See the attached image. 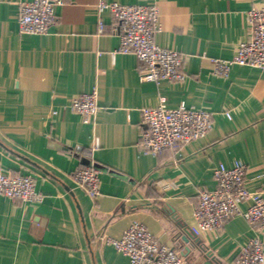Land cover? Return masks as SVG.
I'll use <instances>...</instances> for the list:
<instances>
[{"label":"crops","instance_id":"1","mask_svg":"<svg viewBox=\"0 0 264 264\" xmlns=\"http://www.w3.org/2000/svg\"><path fill=\"white\" fill-rule=\"evenodd\" d=\"M24 1L0 0V164L33 174L44 197L24 203L0 193V264H132L102 236L120 238L135 219L182 264H229L253 236L264 242V229L242 213L221 231L191 230L219 163L242 160L251 189L264 188V69L235 64L225 76L210 60L234 56L250 34L248 10L264 0H112L159 4L157 43L186 55L183 79L159 81L142 80L138 56L117 51L110 11L99 30V0H65L42 34L20 32ZM92 90L98 111L85 123L70 104ZM162 97L168 107L211 111L212 128L175 149L144 152L143 111ZM90 165L101 171L97 197L73 179Z\"/></svg>","mask_w":264,"mask_h":264},{"label":"built area","instance_id":"2","mask_svg":"<svg viewBox=\"0 0 264 264\" xmlns=\"http://www.w3.org/2000/svg\"><path fill=\"white\" fill-rule=\"evenodd\" d=\"M65 0H28L20 4L19 28L21 33H46L57 18L56 6ZM112 13L120 30L117 51L134 53L143 64L142 80L183 79L186 55L178 49L157 43L156 33L161 29L159 4H127L112 0H99V30L103 31L102 11ZM249 36L241 40L232 58L210 57L213 72L227 76L235 64L264 69V4L247 12ZM85 123L98 111L96 90L76 95L70 104ZM228 117L231 113L227 112ZM144 128L139 144L144 152L158 154L168 148H177L205 136L213 126V114L204 108L188 106L182 102L168 107L162 97L157 106L143 111ZM247 165L236 160L232 166L224 162L214 168L216 187L202 189L191 226L194 234L207 230H223L226 222L242 213L249 223L264 229V188L251 189L246 180ZM101 171L90 165L77 169L73 179L90 196L100 192ZM0 193L24 203H38L43 194L36 188L33 174L12 175L0 164ZM249 201L246 209L242 203ZM102 240L127 255L132 264H182L179 253L154 235L140 220H133L120 238L102 236ZM229 264H264V242L259 235L244 244Z\"/></svg>","mask_w":264,"mask_h":264},{"label":"water","instance_id":"3","mask_svg":"<svg viewBox=\"0 0 264 264\" xmlns=\"http://www.w3.org/2000/svg\"><path fill=\"white\" fill-rule=\"evenodd\" d=\"M207 264H209V263H207Z\"/></svg>","mask_w":264,"mask_h":264}]
</instances>
